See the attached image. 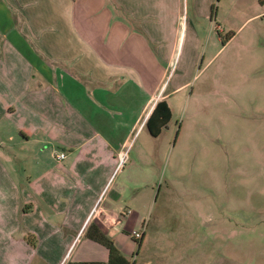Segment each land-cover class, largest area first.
<instances>
[{
  "label": "crops",
  "instance_id": "crops-1",
  "mask_svg": "<svg viewBox=\"0 0 264 264\" xmlns=\"http://www.w3.org/2000/svg\"><path fill=\"white\" fill-rule=\"evenodd\" d=\"M180 1L0 0V264L106 262L96 229L132 264L215 263L209 238H124L153 195L144 151L119 160L164 100L155 52L181 38Z\"/></svg>",
  "mask_w": 264,
  "mask_h": 264
},
{
  "label": "rangeland",
  "instance_id": "rangeland-1",
  "mask_svg": "<svg viewBox=\"0 0 264 264\" xmlns=\"http://www.w3.org/2000/svg\"><path fill=\"white\" fill-rule=\"evenodd\" d=\"M179 5L181 38L168 36L155 52L166 68V123L157 136L147 126L137 131L126 150L125 172L139 150L146 154L150 177L142 194L153 195L134 231L200 238V251L209 238L214 264H264V14L258 0ZM170 6L175 0H167L168 12Z\"/></svg>",
  "mask_w": 264,
  "mask_h": 264
},
{
  "label": "trees",
  "instance_id": "trees-1",
  "mask_svg": "<svg viewBox=\"0 0 264 264\" xmlns=\"http://www.w3.org/2000/svg\"><path fill=\"white\" fill-rule=\"evenodd\" d=\"M264 2V0H260ZM168 108L164 100L158 101L151 113L146 119V126L149 129V132L153 136H157L161 128L164 126L167 120ZM95 240L104 244L109 251L108 260L106 262L99 263H83V264H132L126 257H124L118 248L114 245L113 241L108 238L102 231L96 229V234L94 236ZM27 239H30L27 237Z\"/></svg>",
  "mask_w": 264,
  "mask_h": 264
},
{
  "label": "built area",
  "instance_id": "built-area-1",
  "mask_svg": "<svg viewBox=\"0 0 264 264\" xmlns=\"http://www.w3.org/2000/svg\"><path fill=\"white\" fill-rule=\"evenodd\" d=\"M125 155H126V152H124L121 156H120V160H119V166H121L123 163H124V159H125ZM65 156L64 152H60L57 154V158L58 159H62L63 157ZM142 232H136V231H133L132 232V236L135 238V239H139V238H142Z\"/></svg>",
  "mask_w": 264,
  "mask_h": 264
}]
</instances>
